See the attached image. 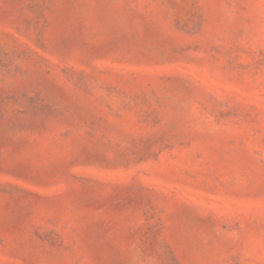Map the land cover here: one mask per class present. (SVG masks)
Segmentation results:
<instances>
[{
    "label": "rangeland",
    "instance_id": "rangeland-1",
    "mask_svg": "<svg viewBox=\"0 0 264 264\" xmlns=\"http://www.w3.org/2000/svg\"><path fill=\"white\" fill-rule=\"evenodd\" d=\"M0 264H264V0H0Z\"/></svg>",
    "mask_w": 264,
    "mask_h": 264
}]
</instances>
